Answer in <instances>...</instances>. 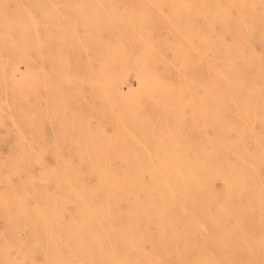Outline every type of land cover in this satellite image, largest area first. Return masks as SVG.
Here are the masks:
<instances>
[{
  "label": "bare ground",
  "instance_id": "1",
  "mask_svg": "<svg viewBox=\"0 0 264 264\" xmlns=\"http://www.w3.org/2000/svg\"><path fill=\"white\" fill-rule=\"evenodd\" d=\"M205 1L207 145L188 161L110 153L40 167L35 56L22 54L34 45L0 55L27 67L12 73L24 108L9 157L17 192L0 204V264H264V0ZM211 198L260 206L214 208Z\"/></svg>",
  "mask_w": 264,
  "mask_h": 264
},
{
  "label": "rangeland",
  "instance_id": "2",
  "mask_svg": "<svg viewBox=\"0 0 264 264\" xmlns=\"http://www.w3.org/2000/svg\"><path fill=\"white\" fill-rule=\"evenodd\" d=\"M206 39L205 0H0V55L34 45L22 54L35 56L32 140L40 167L110 153L188 161L206 151ZM18 58L0 56V204L17 192L9 157L24 107L17 108L12 73L27 70ZM247 203L209 200L214 208ZM207 249L215 256L211 243Z\"/></svg>",
  "mask_w": 264,
  "mask_h": 264
}]
</instances>
